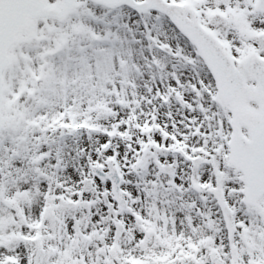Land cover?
Returning <instances> with one entry per match:
<instances>
[{
	"label": "snow or ice",
	"instance_id": "6c2138e0",
	"mask_svg": "<svg viewBox=\"0 0 264 264\" xmlns=\"http://www.w3.org/2000/svg\"><path fill=\"white\" fill-rule=\"evenodd\" d=\"M0 264H264V0H0Z\"/></svg>",
	"mask_w": 264,
	"mask_h": 264
}]
</instances>
